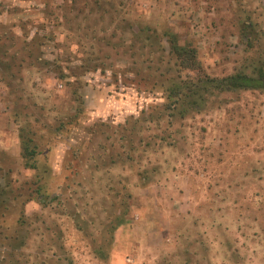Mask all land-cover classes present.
Returning <instances> with one entry per match:
<instances>
[{
	"label": "rangeland",
	"instance_id": "obj_1",
	"mask_svg": "<svg viewBox=\"0 0 264 264\" xmlns=\"http://www.w3.org/2000/svg\"><path fill=\"white\" fill-rule=\"evenodd\" d=\"M263 61L264 0H0V264H264V91L144 114Z\"/></svg>",
	"mask_w": 264,
	"mask_h": 264
},
{
	"label": "trees",
	"instance_id": "obj_2",
	"mask_svg": "<svg viewBox=\"0 0 264 264\" xmlns=\"http://www.w3.org/2000/svg\"><path fill=\"white\" fill-rule=\"evenodd\" d=\"M247 38L246 46L253 48V38H249L247 31L242 29ZM152 32L147 35L146 39H156ZM166 39L170 47V52L179 61V66L182 70L198 69L199 62L197 60V53L195 49L186 48L178 43L177 36L173 33L167 32ZM144 38V39H145ZM165 104H162L154 115L153 112L144 113L150 118V121L157 122L161 118V113L168 115V117L185 118L191 112H196L203 103H205L210 96L216 94L233 93L235 91H264V61L258 62L255 68L250 73L238 72L223 78H209L203 77L198 79L188 80H172L165 79ZM151 107L149 108V110ZM148 110V111H149ZM124 129V128H123ZM30 135L24 128L20 130V148L21 157L24 160L25 167L35 170L37 168L34 159L38 154L37 145L34 143ZM42 187L36 189V194L39 195ZM45 205L44 202H40ZM24 215V214H22ZM126 222V215H121L117 218L115 228L124 225ZM25 220H21V227L25 226ZM98 253V254H97ZM96 254L101 259H106V254L103 251Z\"/></svg>",
	"mask_w": 264,
	"mask_h": 264
}]
</instances>
